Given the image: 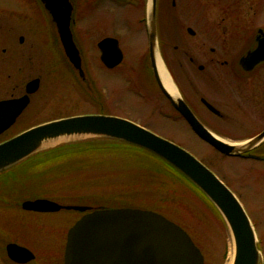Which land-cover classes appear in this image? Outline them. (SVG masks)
Returning a JSON list of instances; mask_svg holds the SVG:
<instances>
[{
    "label": "flooded vegetation",
    "instance_id": "1",
    "mask_svg": "<svg viewBox=\"0 0 264 264\" xmlns=\"http://www.w3.org/2000/svg\"><path fill=\"white\" fill-rule=\"evenodd\" d=\"M55 1L68 17L73 42L75 38L97 39L99 63L108 73L106 84H116L104 89L100 113L125 119H156L163 121L162 126L180 120L187 131L198 137L156 78L159 64L174 96L181 99L204 130L224 143L248 149L225 154L198 137L203 144L220 159L251 164L254 168L251 179L264 176V59L251 65L241 63L264 39V0H155L152 50L149 41L152 0ZM47 2L0 1V91L5 94L0 101L25 95L28 98L13 124L0 134V143L36 126L16 127L21 120L22 124L28 118L45 115L43 90L48 63L56 64L57 58L58 69L64 70L65 80L72 86H77L78 77L91 84L85 77L89 69L82 63V57L80 73L65 55ZM126 29L135 39L129 48L123 47ZM107 38L117 41L121 53V61L112 68L101 62L98 47ZM34 80L36 90L27 93V84ZM114 102L119 105V114L104 110L110 106L116 109ZM26 200L29 199H22L10 212L47 214L26 211L22 208ZM66 237L67 231L58 255L41 257L34 252L27 262H15L7 256L6 245L14 243L8 242L4 246L6 259L10 264H61Z\"/></svg>",
    "mask_w": 264,
    "mask_h": 264
},
{
    "label": "rangeland",
    "instance_id": "2",
    "mask_svg": "<svg viewBox=\"0 0 264 264\" xmlns=\"http://www.w3.org/2000/svg\"><path fill=\"white\" fill-rule=\"evenodd\" d=\"M35 10L40 16L39 9ZM96 41V38L87 37L81 41L79 38L74 40L82 63L86 67L88 65L89 72L84 74L91 81V86L79 77L76 87L70 85L65 80L64 70L58 69L60 66L56 58V64L51 62L46 66L43 90L45 115L28 118L22 124L21 120L16 127L103 112V91L108 85L112 88L116 84H106L108 73L100 66ZM134 41L126 29L123 47L129 48ZM4 95V91H0V98ZM114 104L116 109L110 106L104 110L119 114V105ZM128 120L185 149L227 185L237 196L254 227L261 253L260 264H264V176L251 179L250 173L254 172L251 164L220 159L213 149L187 131L180 120L165 122V126L161 125L163 121L156 119L136 117ZM71 138L76 139L70 137L50 141L44 144L43 149ZM95 158L72 157L49 163L43 168L35 167V170L30 165L31 158H27L0 174V264H10L4 251L8 242L23 245L41 257L51 253L58 255L66 231L82 214L65 209L47 214H22L18 210L13 215L10 212L22 199L35 198L61 205L89 206L91 210L128 207L157 212L190 236L203 256V264H228L229 244H232L230 231L220 213L204 199L179 181L175 188L170 187L162 173L151 168L146 170L143 165L141 169L140 162H126L120 156L122 160L107 164Z\"/></svg>",
    "mask_w": 264,
    "mask_h": 264
},
{
    "label": "water",
    "instance_id": "3",
    "mask_svg": "<svg viewBox=\"0 0 264 264\" xmlns=\"http://www.w3.org/2000/svg\"><path fill=\"white\" fill-rule=\"evenodd\" d=\"M65 55L81 72L79 52L69 31L68 17L61 13L55 0H47ZM154 1L149 22L150 49L155 43ZM101 62L112 68L121 61L114 39H104L98 45ZM264 59V39L255 51L241 63L251 65ZM156 78L160 81L157 71ZM37 81L27 84V93L36 90ZM177 109L186 117L197 136L225 154L243 152L241 148L220 141L202 128L181 99L166 92ZM28 102L27 95L0 101V134L7 130ZM76 137L43 149L45 143L60 138ZM262 135L253 140L261 139ZM90 138H105L142 148L167 162L195 185L216 208L226 223L232 240L231 264H260L254 227L235 194L198 159L180 146L148 129L121 117L86 114L51 120L33 126L0 143V174L39 152L61 144ZM250 147V146H249ZM22 208L34 212H57L60 209L84 213L67 231L62 264H203V256L190 236L165 216L145 209L98 208L61 205L48 199L26 200ZM90 210V211H89ZM88 211V212H87ZM7 256L15 262H27L32 252L15 243L6 245ZM24 257V259H21Z\"/></svg>",
    "mask_w": 264,
    "mask_h": 264
},
{
    "label": "trees",
    "instance_id": "4",
    "mask_svg": "<svg viewBox=\"0 0 264 264\" xmlns=\"http://www.w3.org/2000/svg\"><path fill=\"white\" fill-rule=\"evenodd\" d=\"M89 156L94 158L96 157L98 161H103L107 164L122 160L120 156L125 159L126 162H129L130 160L134 162L136 161L137 163L140 162L142 164H138L141 169L144 166L143 168L146 170L151 168L158 173H162L170 187L175 188L177 184L183 183L185 187L196 193L215 209V207L195 185H193L186 177H184L167 162L144 149L119 141H113L105 138H90L64 143L55 148L33 155L30 160V165L33 167V170H35V167L43 168L49 163L60 160L72 157L83 158ZM36 163L39 165H35Z\"/></svg>",
    "mask_w": 264,
    "mask_h": 264
},
{
    "label": "bare ground",
    "instance_id": "5",
    "mask_svg": "<svg viewBox=\"0 0 264 264\" xmlns=\"http://www.w3.org/2000/svg\"><path fill=\"white\" fill-rule=\"evenodd\" d=\"M158 74H159V78L162 82V84L164 85V87L167 89V91L171 94V95H175L172 87L170 86V83L168 82V78L165 75V72L163 71L162 67L158 64ZM232 258H233V248H232V244H229V251H228V264L232 262Z\"/></svg>",
    "mask_w": 264,
    "mask_h": 264
}]
</instances>
